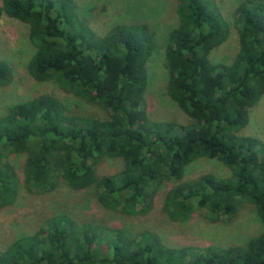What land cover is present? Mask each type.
Instances as JSON below:
<instances>
[{
    "label": "trees",
    "instance_id": "1",
    "mask_svg": "<svg viewBox=\"0 0 264 264\" xmlns=\"http://www.w3.org/2000/svg\"><path fill=\"white\" fill-rule=\"evenodd\" d=\"M0 10L27 26L30 76L102 113L74 115L41 94L0 114V207L15 201L20 184L43 193L61 181L73 191L93 188L104 209L132 216L148 212L157 185L173 181L162 202L170 220L186 221L196 209L232 218L247 202L260 224L242 244L197 250L167 246L150 230L132 235L58 213L0 248V264H264V142L239 133L264 94L262 2L242 0L232 12L238 51L226 64L209 59L230 31L216 2L175 0L177 24L164 48L166 93L192 120L177 127L151 121L145 108L155 49L147 25L118 23L98 34L75 0H1ZM10 78L0 60V87ZM9 154L25 155L22 179ZM104 156L122 159L121 171L98 175ZM200 157L221 161L230 177L184 180Z\"/></svg>",
    "mask_w": 264,
    "mask_h": 264
},
{
    "label": "rangeland",
    "instance_id": "2",
    "mask_svg": "<svg viewBox=\"0 0 264 264\" xmlns=\"http://www.w3.org/2000/svg\"><path fill=\"white\" fill-rule=\"evenodd\" d=\"M214 1L230 24V31L227 40L210 52L209 59L228 64L238 51L232 12L242 0ZM259 1L264 5V0ZM75 3L80 16L98 34L118 23H143L155 33V49L147 63L149 78L144 93L148 117L153 122L171 123L176 127L190 124L192 120L166 93L164 48L170 30L177 24L175 0H75ZM33 51L27 26L0 10V60L8 64L11 74L10 81L0 87V114L11 105L41 94L56 97L74 115L95 117L102 114L93 105L63 91L53 81L34 80L26 68ZM239 133L264 142V94L250 109L249 122ZM24 159L25 155H7L20 179L23 178ZM122 167V159L104 156L96 165V172L100 176L114 175ZM203 174L227 178L231 170L217 159L200 157L187 167L183 179L195 180ZM173 184V181H163L157 185L150 210L132 216L104 209L96 200L93 188L73 191L59 181L54 189L38 193L29 192L20 184L15 201L0 207V248L22 234L36 231L44 219L58 213L66 214L77 222L122 228L132 235L150 230L167 246L197 250L207 246L220 248L242 244L259 232V221L247 202L232 218L215 219L206 210L196 209L186 221L170 220L162 211V202Z\"/></svg>",
    "mask_w": 264,
    "mask_h": 264
}]
</instances>
